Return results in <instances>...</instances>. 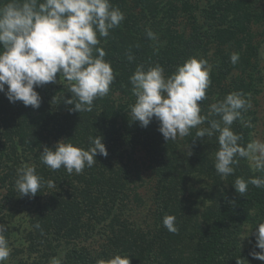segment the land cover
<instances>
[{
	"label": "trees",
	"instance_id": "trees-1",
	"mask_svg": "<svg viewBox=\"0 0 264 264\" xmlns=\"http://www.w3.org/2000/svg\"><path fill=\"white\" fill-rule=\"evenodd\" d=\"M206 1L207 6L191 0H111L125 20L109 37L100 38L98 47L104 48L116 80L107 96L94 101L92 112H70L74 106L62 99L53 102L57 95L64 99L72 95L66 82L60 83L59 74L57 82L36 89L42 98L38 109L22 101L12 103L0 93V190L7 192L0 212L7 215L18 197L16 170L22 163L35 165L45 181L55 183L52 189L44 186L50 195L42 189L40 196L38 192L28 201L30 207H39L31 222L33 232L27 235L30 244L11 239L13 215L6 221L0 216L13 247L12 258L5 264H49L50 251L45 261H37L38 248L71 240L74 245L64 264H96L116 254L130 256L131 264H237L238 258L264 264L250 255L260 251L255 236L241 239L243 233L250 235L258 223H264V189L249 185L241 196L233 186L237 177L264 174L253 172L248 161L241 159L235 174L222 180L214 167L215 136L201 140L192 129L179 144L167 142L155 118L144 128L128 114L136 100L129 78L138 64L147 68L159 63L171 75L191 57L208 60L213 67L207 99L202 102L205 115L210 104L230 92H243L246 98L262 92L264 67L253 65L251 58L259 54L255 23L264 42V0ZM198 9L203 12L200 16ZM179 17L189 22V33L177 26ZM149 29L158 41L147 37ZM162 30L165 33L160 36ZM233 52L240 56L235 65L230 60ZM129 54L135 58L131 62ZM247 67L257 70V75L247 73ZM245 77H251L248 83ZM258 113L253 108L244 113L255 127H243L239 121L232 126L243 135L244 144L254 139L261 120ZM96 136L104 138L108 156L97 155V163L80 175L68 174L63 167L52 171L39 159L44 146L54 148L61 140H71L87 148L89 137ZM142 189L146 192L141 193ZM136 206L145 207L142 222L134 214ZM166 215L176 217V233L163 226ZM151 223L153 228L143 227ZM85 229L90 230L83 234Z\"/></svg>",
	"mask_w": 264,
	"mask_h": 264
},
{
	"label": "clouds",
	"instance_id": "clouds-1",
	"mask_svg": "<svg viewBox=\"0 0 264 264\" xmlns=\"http://www.w3.org/2000/svg\"><path fill=\"white\" fill-rule=\"evenodd\" d=\"M124 20V13L111 0L0 2V93H5L12 103L22 101L26 107L38 109L42 98L36 89L57 82L59 74L60 83L66 82L72 95L70 99L57 95L53 102L62 99L66 105L74 106L70 112H92L94 101L107 96L116 80L104 48L98 47L100 38L109 37L111 30ZM146 34L158 41L150 29ZM239 58L237 52L230 56L234 65ZM134 59L128 55L130 62ZM212 67L208 60L195 56L177 66L171 75H166L159 63L147 68L138 64L129 78L136 100L128 114L144 128L155 118L167 142L190 136L192 129H196L195 136L201 140L215 136L218 148L214 167L222 180L235 174L241 159L248 161L253 172L264 174V139L244 144L243 135L232 127L237 121L243 127H255L244 116L252 107L250 97L246 98L243 92H230L210 104L207 115L202 114V102L207 99L212 83ZM211 116L219 119H210ZM103 139L89 137L87 148L61 140L54 148L44 146L39 159L52 171L63 167L68 174L80 175L86 167L92 168L97 163V155L108 156ZM192 154L189 146L188 156ZM45 184L49 189L55 187L54 181H45L37 173L35 165L22 163L17 168L15 188L21 197L34 198ZM249 185L264 189V175L237 177L233 184L241 196L246 195ZM163 226L169 232L178 231L175 216L166 215ZM7 230V225L0 224V264H5L12 252L5 236ZM248 236H255V247L260 250L250 255L264 261V223H258L250 235L243 233L241 239ZM49 264H64L63 254L52 257ZM96 264H131V257L116 254L107 260L98 259ZM237 264L247 262L238 258Z\"/></svg>",
	"mask_w": 264,
	"mask_h": 264
},
{
	"label": "rangeland",
	"instance_id": "rangeland-1",
	"mask_svg": "<svg viewBox=\"0 0 264 264\" xmlns=\"http://www.w3.org/2000/svg\"><path fill=\"white\" fill-rule=\"evenodd\" d=\"M191 1L193 3H195V1H199L200 3H203L204 6L208 5V2L206 0H191ZM193 7H195V6H193ZM182 13L183 12H180V14H182ZM202 14H203L202 10L198 9L196 11L197 16H200ZM185 19H186L185 17H183V18L179 17L177 26L182 30L183 29L187 30V32L189 33L191 30L190 24ZM256 25H257L256 23L253 25L254 43L258 44V46H259V54H258V57H252L251 58V63L253 65H258V67H264V42H263L262 37L259 36L257 33V31H259V30L256 28ZM164 33H165V30H162L160 33V36H162ZM256 72H257V70L252 69L250 67H247V73L257 75ZM243 79H244L245 83H248V81L251 79V77H245ZM261 88H262L261 93H259L255 97L250 98L251 104H252L251 108L258 109V111H259V113H258L259 118L258 119H261L257 125V128L254 130V132L252 134L254 139H264V124L262 121L263 107H264V87L261 86ZM253 102H255L256 104ZM182 141H184V138H178L176 140V142H178V144H179V142H182ZM183 148L187 149L186 147H183ZM42 189H44L45 195H50L49 191L46 188L43 187ZM41 190L39 191V196H40ZM145 192H146L145 189L141 190V193H145ZM6 193L7 192L5 189L0 190V203H4V197H5ZM29 200H31V198L21 197L18 194V197L15 200V202L13 204L9 205L8 214L4 215L3 213L0 212V216L5 218L4 221H6L8 218L11 217V215H13L12 216V225L10 226V229H12V231L14 232L13 237L11 238L13 241L24 242V243H28V244L31 243L30 240L27 239V235L29 233L33 232L32 227H31V222H32L33 217L36 215V210L39 207H37V208L30 207L29 202H28ZM134 205H135V202H134L133 206ZM134 214L137 216L139 221L142 222L146 216L145 215L146 214L145 207L144 206H136ZM0 224H2V223L0 222ZM94 224H95V222H93V224L90 225V229L94 226ZM147 225H151L149 228H153L154 223L145 224V225H143V227H145ZM90 229H85L82 233L85 234ZM246 230L247 231L250 230L249 226L246 228ZM97 232H98V227L95 229L94 233H97ZM83 241H85V240H83ZM9 244H10L11 248H13L11 245V242H9ZM73 245H74V240H71L69 242L63 241L60 244L52 243L49 246L44 245V246L38 248L40 250H38L36 252V259H37V261H45L46 258L44 257V255L48 251H50V252H49V260L47 262H49L52 257L61 256V254H63V258H64L69 253V250L72 248ZM53 250L58 251L59 254L55 255ZM10 258H12V257L10 256ZM247 263L253 264L252 262L251 263L249 262L248 258H247Z\"/></svg>",
	"mask_w": 264,
	"mask_h": 264
}]
</instances>
